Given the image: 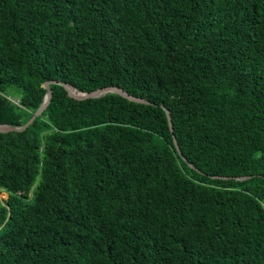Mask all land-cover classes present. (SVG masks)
I'll use <instances>...</instances> for the list:
<instances>
[{
	"label": "trees",
	"instance_id": "16d2710c",
	"mask_svg": "<svg viewBox=\"0 0 264 264\" xmlns=\"http://www.w3.org/2000/svg\"><path fill=\"white\" fill-rule=\"evenodd\" d=\"M47 81L151 104L0 133V264H264V0H0V124Z\"/></svg>",
	"mask_w": 264,
	"mask_h": 264
},
{
	"label": "water",
	"instance_id": "95a60500",
	"mask_svg": "<svg viewBox=\"0 0 264 264\" xmlns=\"http://www.w3.org/2000/svg\"><path fill=\"white\" fill-rule=\"evenodd\" d=\"M52 84H60V85L64 86L68 90L70 95L72 97H74L75 99H78V100H84V99H90V98H99V97H103V96L107 95L108 93H114V94L122 95V96H124V97H126L129 100L134 101V102L151 104L150 101H148L144 98H140V97H136L134 95H131L126 90H124L118 86L104 87V88L97 89L93 92H82V91H79L78 89H76L71 84H66V83L57 82V81H47L43 85V87L47 91L46 96H45V100H44L43 104L40 106V108L31 117V119L24 126H11L9 124H0V133L13 132V131L21 132V131L26 130L36 120V118L39 117L44 112V110L48 107L49 103L51 102V99H52L51 85ZM163 108H165V107L163 106ZM165 110L167 113V117L169 120V125L171 128V131L174 132L171 113L167 108H165ZM173 138H174V143H175V146H176L179 154L181 155L183 160L187 161V158L183 155L174 134H173ZM189 166L193 169H196V167L192 163H189ZM251 177L252 176H243V177H235V179L243 181V180L249 179ZM212 178L230 179L232 177L212 176Z\"/></svg>",
	"mask_w": 264,
	"mask_h": 264
},
{
	"label": "rangeland",
	"instance_id": "374dc122",
	"mask_svg": "<svg viewBox=\"0 0 264 264\" xmlns=\"http://www.w3.org/2000/svg\"><path fill=\"white\" fill-rule=\"evenodd\" d=\"M6 195L5 194H2L1 197H5Z\"/></svg>",
	"mask_w": 264,
	"mask_h": 264
},
{
	"label": "built area",
	"instance_id": "2783aa9c",
	"mask_svg": "<svg viewBox=\"0 0 264 264\" xmlns=\"http://www.w3.org/2000/svg\"><path fill=\"white\" fill-rule=\"evenodd\" d=\"M16 102V101H15ZM16 103H18V102H16Z\"/></svg>",
	"mask_w": 264,
	"mask_h": 264
}]
</instances>
